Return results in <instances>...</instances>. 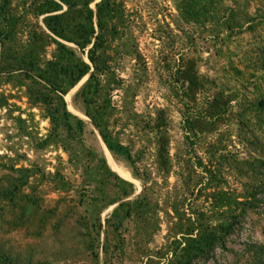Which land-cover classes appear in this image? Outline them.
Wrapping results in <instances>:
<instances>
[{
	"label": "rangeland",
	"instance_id": "1",
	"mask_svg": "<svg viewBox=\"0 0 264 264\" xmlns=\"http://www.w3.org/2000/svg\"><path fill=\"white\" fill-rule=\"evenodd\" d=\"M0 264H264V0H0Z\"/></svg>",
	"mask_w": 264,
	"mask_h": 264
},
{
	"label": "trees",
	"instance_id": "2",
	"mask_svg": "<svg viewBox=\"0 0 264 264\" xmlns=\"http://www.w3.org/2000/svg\"><path fill=\"white\" fill-rule=\"evenodd\" d=\"M90 73V67L87 64H84V68L81 72L80 78L76 81L75 85L80 82L84 77L89 75ZM81 123V122H80ZM82 124V123H81ZM102 138L108 148V150L114 154L122 155L127 157L128 160H131V157L129 156V151L121 144H117L113 141H111L106 135L102 134Z\"/></svg>",
	"mask_w": 264,
	"mask_h": 264
},
{
	"label": "bare ground",
	"instance_id": "3",
	"mask_svg": "<svg viewBox=\"0 0 264 264\" xmlns=\"http://www.w3.org/2000/svg\"><path fill=\"white\" fill-rule=\"evenodd\" d=\"M105 149V147H104ZM106 151V150H105ZM107 153V152H106ZM109 155V154H108ZM112 165L114 166V168L119 171L121 174L125 175V176H129V172L127 170H125L124 168H120L119 166L116 167V165L114 163H112Z\"/></svg>",
	"mask_w": 264,
	"mask_h": 264
},
{
	"label": "crops",
	"instance_id": "4",
	"mask_svg": "<svg viewBox=\"0 0 264 264\" xmlns=\"http://www.w3.org/2000/svg\"><path fill=\"white\" fill-rule=\"evenodd\" d=\"M106 149H107V153L111 156L113 153L108 150L107 146H106Z\"/></svg>",
	"mask_w": 264,
	"mask_h": 264
}]
</instances>
